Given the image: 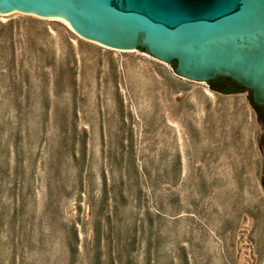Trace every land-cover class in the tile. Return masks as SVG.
I'll list each match as a JSON object with an SVG mask.
<instances>
[{
  "label": "rangeland",
  "instance_id": "obj_1",
  "mask_svg": "<svg viewBox=\"0 0 264 264\" xmlns=\"http://www.w3.org/2000/svg\"><path fill=\"white\" fill-rule=\"evenodd\" d=\"M248 96L0 15V264H264Z\"/></svg>",
  "mask_w": 264,
  "mask_h": 264
},
{
  "label": "water",
  "instance_id": "obj_2",
  "mask_svg": "<svg viewBox=\"0 0 264 264\" xmlns=\"http://www.w3.org/2000/svg\"><path fill=\"white\" fill-rule=\"evenodd\" d=\"M14 12L64 19L88 41L176 62L183 79L231 78L264 105V0H0V15ZM256 114L264 154V109Z\"/></svg>",
  "mask_w": 264,
  "mask_h": 264
},
{
  "label": "trees",
  "instance_id": "obj_3",
  "mask_svg": "<svg viewBox=\"0 0 264 264\" xmlns=\"http://www.w3.org/2000/svg\"><path fill=\"white\" fill-rule=\"evenodd\" d=\"M176 62L172 65L174 70L176 68ZM212 90L220 92L222 94H236V93H249V99L251 102V105L253 108L258 112L261 106L257 105L254 102L252 92L248 90L247 88L243 87L241 84L237 83L236 81L232 80L228 77H219L217 80H215L213 83L208 84Z\"/></svg>",
  "mask_w": 264,
  "mask_h": 264
},
{
  "label": "bare ground",
  "instance_id": "obj_4",
  "mask_svg": "<svg viewBox=\"0 0 264 264\" xmlns=\"http://www.w3.org/2000/svg\"><path fill=\"white\" fill-rule=\"evenodd\" d=\"M15 13V12H14ZM20 13V12H19ZM12 14V13H11ZM8 15V14H7ZM32 16H35V15H32ZM35 17H37V16H35ZM39 18V17H38ZM47 20H51V21H57V22H60V23H63V24H65V25H67L75 34H77L74 30H73V28L71 27V25L66 21V20H64V19H47ZM78 35V34H77ZM79 36V35H78ZM81 37V36H80ZM92 42V41H91ZM93 43H95V44H97V45H99V46H103V45H101V44H98V43H96V42H93ZM104 47H106V46H104ZM106 48H108V47H106ZM109 49H112V48H109ZM115 50V49H114Z\"/></svg>",
  "mask_w": 264,
  "mask_h": 264
},
{
  "label": "flooded vegetation",
  "instance_id": "obj_5",
  "mask_svg": "<svg viewBox=\"0 0 264 264\" xmlns=\"http://www.w3.org/2000/svg\"><path fill=\"white\" fill-rule=\"evenodd\" d=\"M261 107H262V108H260V109L258 110L259 113H262V109H264V105H262Z\"/></svg>",
  "mask_w": 264,
  "mask_h": 264
}]
</instances>
